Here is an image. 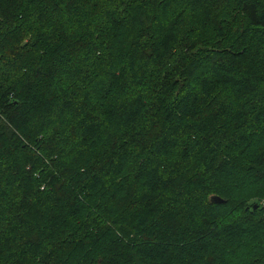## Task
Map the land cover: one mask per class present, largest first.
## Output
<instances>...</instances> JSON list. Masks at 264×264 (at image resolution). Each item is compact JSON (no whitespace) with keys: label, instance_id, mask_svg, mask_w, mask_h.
Wrapping results in <instances>:
<instances>
[{"label":"trees","instance_id":"16d2710c","mask_svg":"<svg viewBox=\"0 0 264 264\" xmlns=\"http://www.w3.org/2000/svg\"><path fill=\"white\" fill-rule=\"evenodd\" d=\"M261 200L264 0H0V264H264Z\"/></svg>","mask_w":264,"mask_h":264},{"label":"water","instance_id":"95a60500","mask_svg":"<svg viewBox=\"0 0 264 264\" xmlns=\"http://www.w3.org/2000/svg\"><path fill=\"white\" fill-rule=\"evenodd\" d=\"M210 200H211L212 202H217V203L224 202V200H223L222 198H220L219 196H212V197L210 198Z\"/></svg>","mask_w":264,"mask_h":264},{"label":"built area","instance_id":"2783aa9c","mask_svg":"<svg viewBox=\"0 0 264 264\" xmlns=\"http://www.w3.org/2000/svg\"><path fill=\"white\" fill-rule=\"evenodd\" d=\"M260 202L262 203V205H264V200H261Z\"/></svg>","mask_w":264,"mask_h":264}]
</instances>
